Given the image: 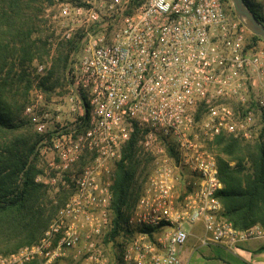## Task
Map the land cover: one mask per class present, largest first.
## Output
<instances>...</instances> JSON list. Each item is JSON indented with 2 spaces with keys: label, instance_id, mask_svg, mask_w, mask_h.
I'll use <instances>...</instances> for the list:
<instances>
[{
  "label": "built area",
  "instance_id": "built-area-1",
  "mask_svg": "<svg viewBox=\"0 0 264 264\" xmlns=\"http://www.w3.org/2000/svg\"><path fill=\"white\" fill-rule=\"evenodd\" d=\"M108 12L117 18L105 20L95 6L62 9L89 36L68 74L69 100L84 112L78 107L80 115L41 141L53 173L36 181L53 198L70 196L36 243L0 254V264H110L111 168L134 133L150 169L128 219L122 264H189L180 248L200 223L203 246L264 235L259 225L240 231L222 216L223 184L207 146L222 135L259 136L252 119L254 110L264 117V49L249 47L223 0H114ZM95 25L102 30L91 36ZM25 114L47 133L48 112L28 105ZM85 158L91 164L76 169Z\"/></svg>",
  "mask_w": 264,
  "mask_h": 264
},
{
  "label": "trees",
  "instance_id": "trees-1",
  "mask_svg": "<svg viewBox=\"0 0 264 264\" xmlns=\"http://www.w3.org/2000/svg\"><path fill=\"white\" fill-rule=\"evenodd\" d=\"M46 1L51 2L0 0V254L4 255L36 243L70 196V192L64 191L54 202L47 188L36 181L41 174L35 164L39 141L31 137L26 122L19 118L24 107L19 96H26L31 87L26 69L35 60L43 62L52 50L49 36L43 35L41 28L46 22L41 19ZM245 1L264 23L257 6L250 0ZM82 37L83 34H76L73 39L57 45L53 64L41 86L48 88L49 82L50 87H55L51 80L65 74L70 54L79 51ZM252 38L263 41L255 35ZM23 82H26L25 87H19ZM87 118L88 113L83 119ZM137 141L138 135L134 133L124 146L111 187L113 229L106 244L114 246L112 264H122L124 241L119 238L128 230V219L148 173L149 159L138 155ZM209 148L216 151L223 184L216 195L223 204L222 216L240 231L255 225L264 229V131L255 143L218 136Z\"/></svg>",
  "mask_w": 264,
  "mask_h": 264
},
{
  "label": "rangeland",
  "instance_id": "rangeland-1",
  "mask_svg": "<svg viewBox=\"0 0 264 264\" xmlns=\"http://www.w3.org/2000/svg\"><path fill=\"white\" fill-rule=\"evenodd\" d=\"M114 0H51V2H45L44 3V9L42 12L41 19H44L46 22L43 23L41 28L43 29V35H48L49 36V41L52 47L51 53L49 56L44 58L43 62H40L38 60H35L33 63H31L28 66L27 71V78L30 81L31 87L29 90V93L26 96H22V94L19 96L20 101L24 104L23 109L21 110L19 114V118L24 120L26 122V128L31 135L33 139H37L38 144L36 146V152H35V164L37 168L41 171V174H52L53 171L50 167V160L52 159L53 154L49 150L48 152H44L43 154L40 153L38 150L39 145L41 144V141L45 138L48 137L50 138L52 135L57 136V131L55 128L59 127V124H70L77 115H80V110H82V104L78 105L74 102H71L69 98L73 96V94L70 93L69 89V81H68V74H69V69L71 68V65L73 62H76L82 58L84 55V50L86 47V44L88 42V35L83 32V30H79L76 32V30H70L72 28L76 29V24H73L71 22V19L63 17L64 15L62 14V9L64 7H89V6H95L98 8L103 9V5L105 3L109 4L113 2ZM252 3H254L257 6V9L260 11L262 16L264 17V0H250ZM225 7L226 10L229 14V16L233 20H238L236 17L230 3L228 0L225 2ZM102 29L98 28L97 25L93 26L90 28L89 33L91 36H94L97 34V32H100ZM72 33L76 32V34H83L82 37V45L79 49V51H72L70 54V64L67 67V70L65 71V74L62 76L60 74L59 76H54L51 82L55 85V87H50V84L48 82L47 87L41 86L42 79L45 77L47 74V70L51 68L52 66V56L55 54V50L57 49V45L61 42L67 41L72 39L67 38V33ZM108 35H110L111 31L110 29H107ZM73 38L75 37V35ZM253 35L248 29L245 27V37H246V43L249 45L250 48H262L264 49V43L261 41H254L253 40ZM264 41V40H263ZM42 65L43 70L39 71L38 68L39 66ZM26 85V82H23L21 88H24ZM84 104V103H83ZM28 105H34L37 111L40 112H48L51 115V120L47 124V133L46 134H41L36 128L35 123L32 121V117L29 115L25 114V108ZM74 106V108H72ZM79 107V109H78ZM235 109L238 111L239 106L234 103ZM84 112V110H82ZM254 117L252 119V122L254 123L253 128L255 129L254 133H258L259 131H264V126L260 128V124L263 123L264 117L263 115H260V113L256 110H254ZM260 132V133H261ZM260 136V134H259ZM259 136H253L249 140L242 139L246 142L249 143H255ZM233 137V136H232ZM236 138V137H235ZM50 139L48 140V144H50ZM212 142L208 143L207 146L208 148L210 147ZM210 149V148H209ZM215 155L216 151L215 149H210ZM91 164L90 158H85L81 160L78 165L76 166V169L80 170L83 169L84 167H87ZM117 166V164H116ZM113 170L110 179L112 180L113 175L115 173L116 175V167L112 166L111 168ZM148 169H150V165L148 166ZM40 175V174H39ZM114 175V179H115ZM38 177V176H37ZM42 184V183H41ZM46 187V186H45ZM47 188V187H46ZM48 195L49 198L52 199L54 202H57V197L53 198L52 194L49 192L48 188ZM64 192V191H63ZM123 235V234H122ZM129 238L126 235H123L122 238H119V240H122L126 242ZM113 245L108 246L106 249V253L109 257L110 264L113 263L114 261V250H113ZM116 258V257H115ZM118 260V257H117ZM60 264H72V262L68 259L63 260V262H60Z\"/></svg>",
  "mask_w": 264,
  "mask_h": 264
},
{
  "label": "crops",
  "instance_id": "crops-1",
  "mask_svg": "<svg viewBox=\"0 0 264 264\" xmlns=\"http://www.w3.org/2000/svg\"><path fill=\"white\" fill-rule=\"evenodd\" d=\"M103 9L105 20L117 18V15L108 12L107 3ZM79 30L83 29L77 28L76 32ZM76 32L71 33L72 39ZM189 231L187 242L180 248L181 258L189 264H264V235L243 241L236 247L221 243L203 246L199 240L204 234L203 225L196 224Z\"/></svg>",
  "mask_w": 264,
  "mask_h": 264
},
{
  "label": "water",
  "instance_id": "water-1",
  "mask_svg": "<svg viewBox=\"0 0 264 264\" xmlns=\"http://www.w3.org/2000/svg\"><path fill=\"white\" fill-rule=\"evenodd\" d=\"M238 20L255 36L264 40V23L250 9L245 0H228Z\"/></svg>",
  "mask_w": 264,
  "mask_h": 264
}]
</instances>
